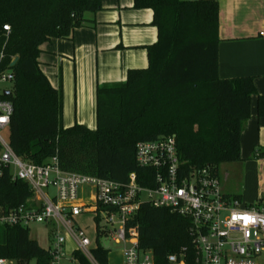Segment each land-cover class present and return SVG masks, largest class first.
<instances>
[{
	"label": "trees",
	"instance_id": "obj_1",
	"mask_svg": "<svg viewBox=\"0 0 264 264\" xmlns=\"http://www.w3.org/2000/svg\"><path fill=\"white\" fill-rule=\"evenodd\" d=\"M133 8L152 10L157 39L145 46L146 67L129 69L123 83L97 87L96 126L90 129L81 123L63 126L61 87L50 83L38 57L44 42L71 39L83 26L84 14L101 9V0H0V73L13 74L10 92L3 95L13 105L7 136L20 158L44 164L57 156L63 171L122 184L135 172L143 186L152 185L153 172L135 162L138 141L173 135L187 169L218 172L221 164L241 160L252 97L256 117H264V94L257 92L253 76L219 77L217 0H133ZM253 157L264 158V148ZM31 196L25 182H12L6 174L0 178L3 210ZM131 224L138 230L139 248L152 251L154 264H168L167 255L182 246L192 264L187 218L142 204ZM91 253L99 264H107L108 249L97 243ZM72 256L91 264L78 250ZM0 258L13 264L30 259L49 264L51 259L29 228L20 226H0Z\"/></svg>",
	"mask_w": 264,
	"mask_h": 264
},
{
	"label": "built area",
	"instance_id": "obj_2",
	"mask_svg": "<svg viewBox=\"0 0 264 264\" xmlns=\"http://www.w3.org/2000/svg\"><path fill=\"white\" fill-rule=\"evenodd\" d=\"M3 29L8 31L9 26L3 25ZM259 34L264 36L263 31ZM12 81L11 72L0 73V178L6 174L12 182H25L32 196L8 210L0 208V226L28 228L34 223L44 224L54 237L48 248L49 264L73 260L67 258L60 223L74 238L75 250L91 264H99L92 256L85 232L79 227L73 229L72 221L83 210L104 213L105 225L100 232L109 233L124 245V264H154L152 251L139 248V233L131 224L142 204L166 208L188 219L194 252L192 264H264L259 261L264 255V199L243 205L238 197L223 191L218 172L209 167L185 168L173 135L138 141L135 145L136 164L153 172L151 186L139 184L135 172L122 184L63 171L57 156L44 164L20 158L10 147L7 136L13 105L3 98L6 91L10 92ZM49 187L54 189L53 193L47 191ZM84 187L89 188L86 198L80 196ZM84 192L87 195L85 190L81 191ZM186 258L187 248L182 246L167 255V263L188 264ZM0 264L13 261L0 258Z\"/></svg>",
	"mask_w": 264,
	"mask_h": 264
},
{
	"label": "crops",
	"instance_id": "obj_3",
	"mask_svg": "<svg viewBox=\"0 0 264 264\" xmlns=\"http://www.w3.org/2000/svg\"><path fill=\"white\" fill-rule=\"evenodd\" d=\"M217 2L219 77L253 76L257 92L264 94V36L259 34L264 32V0ZM152 17L151 9L133 8V0H101V9L86 12L83 26L73 31L71 39L53 38L40 46L39 67L50 83L62 90L64 127L81 123L94 129L97 87L123 83L129 69L147 66L145 46L157 39ZM258 148H264V117H256L253 96L251 116L241 134V161L252 151L255 169L250 171L241 162L238 190L230 193L223 189L225 193L240 200L242 195L255 202L264 199V158L253 157ZM250 174L257 184L248 192L246 179ZM224 175L226 180L227 171ZM72 252L66 253L68 259L73 258ZM107 264H113L109 253Z\"/></svg>",
	"mask_w": 264,
	"mask_h": 264
},
{
	"label": "rangeland",
	"instance_id": "obj_4",
	"mask_svg": "<svg viewBox=\"0 0 264 264\" xmlns=\"http://www.w3.org/2000/svg\"><path fill=\"white\" fill-rule=\"evenodd\" d=\"M244 148L245 147H243V151ZM243 151H241V153H243ZM251 158H252V151L250 152V154L246 156V159H244L243 161L238 160L232 163H223L219 166L218 172L221 178L222 187L225 192L232 193L238 190L240 185L238 176H241V170H240L242 164L241 162L245 163L246 168H248V170L253 171V169H255L254 167L255 163H253V160ZM226 171L228 177L226 178V180H223L224 177H226L224 175ZM254 183L257 184L254 178L251 179V174L248 175V179H246V187H247L246 189L248 192H251V189L255 187ZM84 190L86 191L87 195H84L85 192L81 193V191ZM88 190H89L88 187L82 188V190H80V196L86 198L88 196ZM47 191L49 193H53L54 189L49 187ZM254 202L255 200L254 199L251 200L249 196L242 195L241 197V203L243 205H249ZM72 225H73V229L79 227L85 232L86 236L89 238L91 242L89 246L90 249L98 243L103 248L109 250V258L111 263L121 264V253H123L124 245L122 243H117L109 233L104 234L100 232V229L105 225V215L103 212L83 210L79 216L74 218V220L72 221ZM28 228H29L30 237L35 239L41 247L48 249L50 246H52L54 242L53 234L49 228H46L44 226V224L34 223L31 224ZM58 228L61 231V235L65 238V252L70 254V252H72L73 249L77 248V244L63 223H60ZM115 228H117V224H115ZM108 229L113 231L112 226H108ZM259 261L264 262V255L260 257ZM64 263L80 264L77 259L75 261L65 260ZM23 264H36V263L34 259H30L27 263H23Z\"/></svg>",
	"mask_w": 264,
	"mask_h": 264
},
{
	"label": "water",
	"instance_id": "obj_5",
	"mask_svg": "<svg viewBox=\"0 0 264 264\" xmlns=\"http://www.w3.org/2000/svg\"><path fill=\"white\" fill-rule=\"evenodd\" d=\"M17 60H18V57H17V56L14 57V58L12 59L11 63H10V66H13V65L16 63ZM8 93H9V91H6L4 94L6 95V94H8Z\"/></svg>",
	"mask_w": 264,
	"mask_h": 264
}]
</instances>
